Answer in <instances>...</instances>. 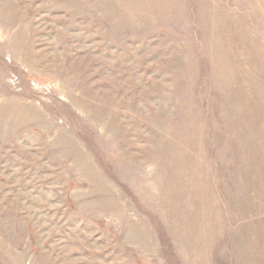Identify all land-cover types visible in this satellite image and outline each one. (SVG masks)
<instances>
[{"label": "rangeland", "instance_id": "1", "mask_svg": "<svg viewBox=\"0 0 264 264\" xmlns=\"http://www.w3.org/2000/svg\"><path fill=\"white\" fill-rule=\"evenodd\" d=\"M0 264H264V0H0Z\"/></svg>", "mask_w": 264, "mask_h": 264}]
</instances>
